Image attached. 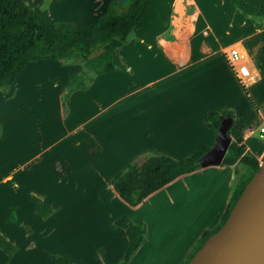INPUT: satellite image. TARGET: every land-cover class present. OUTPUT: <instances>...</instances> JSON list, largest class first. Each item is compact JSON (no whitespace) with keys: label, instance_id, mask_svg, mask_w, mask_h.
I'll return each instance as SVG.
<instances>
[{"label":"crops","instance_id":"obj_1","mask_svg":"<svg viewBox=\"0 0 264 264\" xmlns=\"http://www.w3.org/2000/svg\"><path fill=\"white\" fill-rule=\"evenodd\" d=\"M112 1L46 0L33 8L51 23L96 24ZM184 1L193 3L175 4ZM218 1L199 0L201 7L194 4L193 13L179 17L183 26L176 30L178 17L151 0L132 40L114 52L116 69L74 92L66 115L61 97L81 71L78 64L28 63L10 90L0 92V235L15 247L10 256L0 248V264H54L53 254L75 264H116L127 239L113 222L123 215L148 229L128 264H184L201 235L219 226L232 196L235 165L183 175L136 207L112 188L114 176L148 152L180 159L212 149L217 132L205 118L221 109L235 113L231 143L245 145L259 164L264 160L259 130L264 127V22L234 14L231 4ZM171 29L173 39L163 38ZM233 44L246 51L257 75L244 88L221 53ZM27 71L47 75L29 82ZM8 94H15V101L3 99ZM27 101L41 117H13L27 110ZM105 180L111 187L106 195ZM112 195L124 212H107L104 202ZM34 197L54 212L38 215Z\"/></svg>","mask_w":264,"mask_h":264},{"label":"trees","instance_id":"obj_2","mask_svg":"<svg viewBox=\"0 0 264 264\" xmlns=\"http://www.w3.org/2000/svg\"><path fill=\"white\" fill-rule=\"evenodd\" d=\"M225 1L244 17L257 23L264 22V2L252 5L246 0ZM150 2L120 0L117 3L113 0L110 9L96 24H75L51 23L24 0H0V92L10 90L28 63L56 60L60 65L78 64L81 71L71 77L61 97L62 110L66 113L67 100L74 92L87 90L95 76L116 69L112 60L114 52L132 40L134 29L141 22ZM114 7L117 13H112L111 8ZM227 115L234 120L233 110L221 109L209 113L205 121L217 132L221 120ZM208 151L203 148L180 159L155 151L148 152L114 176L113 191L127 205L136 207L175 179L201 169L198 160ZM221 165L236 166L227 210L215 230L201 235L184 264H188L208 237L222 227L244 188L259 171L260 164L245 145L232 142ZM239 167L243 168V173H240ZM34 201L38 215L48 217L54 212L39 199L34 197ZM113 224L124 232L127 239L125 252L116 264H128L147 240V225L144 222L134 223L127 215L119 217ZM0 248L9 256L15 252V247L2 235ZM52 260L54 264H75L69 257L60 254H53Z\"/></svg>","mask_w":264,"mask_h":264},{"label":"water","instance_id":"obj_3","mask_svg":"<svg viewBox=\"0 0 264 264\" xmlns=\"http://www.w3.org/2000/svg\"><path fill=\"white\" fill-rule=\"evenodd\" d=\"M233 124L225 116L217 129L215 145L198 163L221 165L230 147ZM188 264H264V160L232 207L222 227L208 237Z\"/></svg>","mask_w":264,"mask_h":264},{"label":"rangeland","instance_id":"obj_4","mask_svg":"<svg viewBox=\"0 0 264 264\" xmlns=\"http://www.w3.org/2000/svg\"><path fill=\"white\" fill-rule=\"evenodd\" d=\"M24 1L27 4H30L32 7L41 8L38 4L44 3L46 0H42V1L41 0H24ZM119 1L120 0H116L117 3ZM214 1L216 3L219 2L218 0H214ZM155 2L159 6L163 5L166 9L170 10V13L172 14V16L178 17V19H175V25L172 26V27H177V28H175L176 30H179L180 27L183 26L182 25V19H180V18H183L186 15H190L191 13H193L194 8H196V6L194 4L198 5V7H201L200 6L201 3L199 2V0H193V3H187V1H184L182 6L176 5L175 4V0H155ZM222 3L225 4V5L227 4L228 6H230L225 0H222ZM230 8L232 9V13L243 16L240 12L236 11L235 9H233L234 7H230ZM114 12L117 13V9ZM190 30H191V28H188L187 31L184 33V36H186V37L189 36ZM163 38H165L167 40H172L173 39L172 29L168 30L165 34H163ZM26 74L30 76L29 82L39 81L41 78H44L47 75L46 73H42V72L29 73V71H27L25 73V75ZM25 78H27V77L25 76ZM35 90H36V92L38 94V97L40 98L42 88L40 86H37L35 88ZM14 97H15V94H11V95L8 94L7 96L5 95L3 97V99H5L8 102H13V101H15ZM0 99H2V98H0ZM22 103L23 104H20V108H24L23 105H24L25 102H22ZM25 105H26L27 110L30 111V113H32V114L27 112V110H18L13 115V117L20 118V119L21 118H23V119H27L28 118L27 120H29V119H34L35 117H38V116L39 117L42 116L41 110L39 109L40 106L42 105V100L38 101L36 106H38L39 108L36 107V110H33V105L30 102H28V101L25 103ZM66 105H67V103H66ZM67 113H68V106H67V112L65 113L63 111L64 115H66ZM239 170L242 171L240 173H243V168L239 167ZM107 191H111V187H110V184H109L108 181H106L105 189H104V191H102V193H105L104 195H106ZM97 193H98L97 191L94 192V190H91L90 191V196L91 197H97V195H98ZM118 200H120V199L118 197H113V195H112V197L111 196L106 197L105 202H104V207L107 210V212H109L110 214H117L119 212H124V207H122V205H120Z\"/></svg>","mask_w":264,"mask_h":264},{"label":"built area","instance_id":"obj_5","mask_svg":"<svg viewBox=\"0 0 264 264\" xmlns=\"http://www.w3.org/2000/svg\"><path fill=\"white\" fill-rule=\"evenodd\" d=\"M232 74L244 88L249 82L255 81L257 75L253 72L246 51L238 44L229 45L221 50ZM260 133H264V127H260Z\"/></svg>","mask_w":264,"mask_h":264},{"label":"bare ground","instance_id":"obj_6","mask_svg":"<svg viewBox=\"0 0 264 264\" xmlns=\"http://www.w3.org/2000/svg\"><path fill=\"white\" fill-rule=\"evenodd\" d=\"M249 85V84H248Z\"/></svg>","mask_w":264,"mask_h":264}]
</instances>
